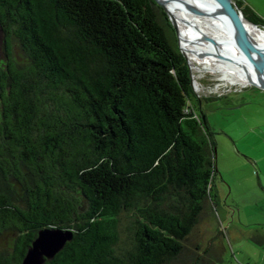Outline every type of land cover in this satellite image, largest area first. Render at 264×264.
<instances>
[{"label": "trees", "instance_id": "1", "mask_svg": "<svg viewBox=\"0 0 264 264\" xmlns=\"http://www.w3.org/2000/svg\"><path fill=\"white\" fill-rule=\"evenodd\" d=\"M0 32V264H22L45 228L72 237L41 264H202L186 240L217 169L200 103L220 97L194 90L163 8L0 0Z\"/></svg>", "mask_w": 264, "mask_h": 264}, {"label": "rangeland", "instance_id": "2", "mask_svg": "<svg viewBox=\"0 0 264 264\" xmlns=\"http://www.w3.org/2000/svg\"><path fill=\"white\" fill-rule=\"evenodd\" d=\"M4 46L0 32V63ZM11 56L23 62L15 43ZM191 73L198 95L220 98L200 103L215 140L217 200L186 246L202 255L206 248L202 264H264V90L228 84L214 71L191 66ZM181 264H187V252Z\"/></svg>", "mask_w": 264, "mask_h": 264}, {"label": "water", "instance_id": "3", "mask_svg": "<svg viewBox=\"0 0 264 264\" xmlns=\"http://www.w3.org/2000/svg\"><path fill=\"white\" fill-rule=\"evenodd\" d=\"M155 1L167 14L179 39V49L186 58L191 71L190 63L180 44L177 19L169 12L162 1ZM180 1L183 2L189 13L205 18L211 17L215 21V27L218 29L216 38L205 33L201 34L202 40L214 47V56L223 61L235 60L231 57V47L235 46L238 51L237 59L249 64L258 80V82L250 80L249 84L264 90V44L257 43L251 37L243 21H246L260 31H264V27H260L247 20L233 0H193L201 4L198 7L185 0ZM180 19L184 23L188 22L185 18ZM223 37L226 40H221ZM191 76L193 77L192 73ZM71 237L72 232L70 230L58 228H45L40 230L36 238L32 241L30 248L27 250L22 264H41L44 259L53 257Z\"/></svg>", "mask_w": 264, "mask_h": 264}, {"label": "bare ground", "instance_id": "4", "mask_svg": "<svg viewBox=\"0 0 264 264\" xmlns=\"http://www.w3.org/2000/svg\"><path fill=\"white\" fill-rule=\"evenodd\" d=\"M165 4L169 12L177 19L180 44L187 59L195 71H214L221 80L228 84L239 83L249 84L250 80L258 82L250 65L238 58V51L235 46L231 47V57L235 60L223 61L214 56L215 49L208 42L202 40L201 34L205 33L216 38L218 29L211 17L195 16L187 11L180 0H160ZM198 7L200 3L193 0H185ZM180 18L187 19L184 23ZM251 37L259 44H264V31L258 30L251 24L243 21ZM193 25H195L193 27ZM218 39V38H217ZM226 40L224 37L221 40ZM200 65L202 68H200Z\"/></svg>", "mask_w": 264, "mask_h": 264}, {"label": "crops", "instance_id": "5", "mask_svg": "<svg viewBox=\"0 0 264 264\" xmlns=\"http://www.w3.org/2000/svg\"><path fill=\"white\" fill-rule=\"evenodd\" d=\"M264 21V0H238Z\"/></svg>", "mask_w": 264, "mask_h": 264}]
</instances>
